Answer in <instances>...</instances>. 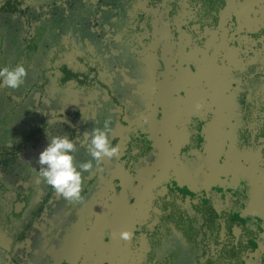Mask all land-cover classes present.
Segmentation results:
<instances>
[{"label":"trees","instance_id":"obj_1","mask_svg":"<svg viewBox=\"0 0 264 264\" xmlns=\"http://www.w3.org/2000/svg\"><path fill=\"white\" fill-rule=\"evenodd\" d=\"M62 1L0 0V67L22 64L27 72L17 89L0 87V264H20L18 246L30 235L37 240L36 246L41 243L42 248L34 247L28 253L26 264H246L250 255L255 260L253 264H260L257 253L262 255L261 264H264V243H261L264 206L256 200L264 192V0H98L94 6L82 0H67V8L62 7ZM167 12L174 22L171 30L178 29L177 33L174 31L176 42L188 39L181 50L184 57L181 62L172 65L171 58L163 57L155 63L156 83L163 85L162 78L179 66L189 71L182 83L191 84L203 95L208 91L236 96L233 89L236 84H232L231 79L242 80L243 91L238 92L236 101L239 115L234 138L241 146H249L248 161L239 160L236 164L245 179L233 191L219 193L211 188L207 195L203 189L206 183L195 187L189 181L193 176L191 171L177 174L164 193L156 190L152 193L145 219L134 220L131 229L132 218L128 221L121 233L128 230L130 238L125 241L121 233L118 235L122 245L116 254L114 237L110 240L107 255L102 260L90 239L107 234L99 225L102 216L111 210L110 202L114 199L127 201L129 190L122 187L117 178L112 182L116 193V198H112L111 193L98 186L99 175L112 166L134 168L132 174H135L136 169L145 164L142 159L151 157L152 143L157 146V139L151 142L129 133L125 155L114 157V164L110 163L111 159L102 160L103 170L97 172V161L92 160V171L82 173L87 194L82 204L66 202L38 179L33 169L41 167L38 155L46 147V133L49 137L68 136L75 142L74 163L79 167L92 159L89 155L91 131L94 127L103 130V125L97 121H110L109 140L116 145L129 126L124 116L132 107L130 102L138 97L132 91L136 84L120 79L111 85L102 82V64L113 58L99 55L98 50L95 54V49L89 56V40L94 42L97 37L92 29L99 24H91V16L98 20V15H109L108 26L121 35V40L114 43L118 53L114 59L132 63H123V66H130L128 74L136 78V72H141L145 64L132 48H140V42L149 46L150 32L156 26L159 28L157 23ZM181 12L184 13L182 18ZM67 36L79 44L81 53L76 55V62L82 67L58 62V52ZM209 69L219 74L220 79L211 82L208 90L196 78L201 70ZM48 73L58 81L54 97L64 95L70 87L76 92H90V96L96 89L106 91L105 98L95 101L98 109L94 117L76 112L72 121H68L67 116L38 113L33 95L37 89L51 83ZM216 83L220 86L215 87ZM209 101L219 107L214 100L209 98ZM59 106L62 108V104ZM117 107L123 109L121 115L116 113ZM190 108L172 107L165 113L166 117L177 118L171 123L173 134L164 137L170 155L189 149L178 151L174 146L177 141L183 145L189 140V130L185 133L183 130ZM80 120L79 128L76 123ZM160 135L164 148V138ZM79 136L82 140L77 142ZM190 137L192 141L200 140L197 131ZM177 164L190 168L185 161ZM161 179L147 177L149 183ZM129 200L130 213L134 199ZM137 209L138 201L133 214ZM45 212L52 222L51 231L46 237H40L34 225ZM61 229L74 238L62 242L67 247L63 256L44 253L45 239H55ZM1 234H5V239ZM2 241L10 242L9 246L4 248ZM91 250L94 259L88 257ZM74 253L75 261L71 257Z\"/></svg>","mask_w":264,"mask_h":264},{"label":"rangeland","instance_id":"obj_2","mask_svg":"<svg viewBox=\"0 0 264 264\" xmlns=\"http://www.w3.org/2000/svg\"><path fill=\"white\" fill-rule=\"evenodd\" d=\"M82 1L90 2L91 4H93V6L98 2V0H82ZM61 4L63 5L62 7L64 8H67L69 6L68 5L69 3L67 0L62 1ZM92 9H93V12L96 11L94 7ZM41 12L42 11H38L37 13H41ZM183 15H184L183 12L179 14L181 18L183 17ZM98 16H99L98 20L95 18V16L90 19L91 24H96V23H99V24L96 25L97 27H94L92 29L93 32L97 36V37H94V42H91L92 40H89V38H87V40H89V45L87 49L90 51L89 56L93 55L92 51L95 49V54H96V51L98 50L100 52L99 55H103L107 59L113 58V60H110L108 62L106 61L102 64L103 68L100 73L102 82L105 83L106 85H111L113 82H116L118 79H120L121 81L126 82V83L130 82L132 84H136L135 85L136 87L135 89H133V92L138 93L141 96V98H144L146 100L144 101V110L145 109H149V110L155 109L156 110L158 109V107L164 108L166 105H168V103L162 99V96L160 94L161 92L160 89H157L154 86L149 87L147 83H142V84L137 85V82L135 80H138V79L132 78L131 76L133 75L128 74L129 73L128 71H130L129 69L130 66L128 65L123 66V63L129 64V65H132V63L125 62V60L122 61L121 59L120 60L114 59L118 55V53L115 50L116 47L114 46V43L116 41H119L120 38L115 35L112 29L102 26L104 23H106L107 15H98ZM179 16H178V19H179ZM169 18H170L169 14L167 12V16L165 15L162 16L163 20H160L157 23L159 28H157L156 26L155 30L150 32L152 33V37L149 39H152V40L148 47H146L145 43L142 44L140 42V45H141L140 48H135V47L132 48L133 53L140 56L145 66L150 69L149 71L150 72L149 78H151L150 81L154 78L151 75L152 72L154 71V69H152L154 67L153 65H155L156 61L159 60L160 58H163V57L164 58L167 57V59L171 58L172 65H176L178 62H181L184 59V57H182L181 55V50L183 46L185 47L186 45L185 43L187 41L186 39H188V37H185V39L181 38V41H179V44H178L174 36V31L177 33L178 29L171 30L170 25H173L174 22H172L171 19ZM150 35L148 37H150ZM69 38L70 37L67 36L63 40V43H62L63 48H61L58 52L59 53L58 58H60L58 62L66 63L72 67H82L81 64H78L76 62L77 60L76 55H80L81 53L79 44L77 40L70 41ZM182 40H185V42ZM190 44H191V41H190ZM207 71H211V69ZM188 72L189 71L187 69H182L181 73L179 72L180 75H178L177 77L181 78L182 74H185ZM136 73H137V77H139V76H142L144 72L138 71ZM201 75L204 76V73L201 72ZM49 77H51L50 74H49ZM49 79L51 83L47 84L46 86H43L44 88L40 87L39 89L35 91L33 95L35 110L38 113L42 111L43 114L45 115L50 114L53 116H58V115L67 116L66 120L68 121H72V118L74 117V114L76 112L83 114V115L89 114L92 117H94L98 109V106L95 103V101L99 100L102 97L105 98L104 94L106 93V91L104 92L102 90L96 89L95 92L92 93V96H90L89 94L90 92H81L80 90L76 92L73 89V87H70L69 91H66L64 95H60L59 97H54L53 92L56 91V86L58 85V81L56 77H53V76ZM164 80L168 81L169 79L164 78ZM239 80H240L239 77L232 78V82L236 84L235 89H234L236 91L243 90L241 87H239L240 81H241ZM141 81L144 82L145 78H141ZM177 91L178 89L175 88L171 91L170 94L177 93ZM182 91L183 90H181V92ZM156 93H159L160 96L156 97ZM219 99L220 101H222L223 105L228 106V107H234L232 103L226 102V100L222 99V97H219ZM193 101L198 105V101L196 99H193ZM60 104H62V108L59 106ZM230 110L234 112V109H230ZM68 111H70L71 116L67 115V113H69ZM134 112L135 111H132V112L129 111L127 115L125 116L126 117L125 121L129 125V127L123 130L122 135L126 137V135H128L129 133H134L139 136L144 135L146 139L147 137H152L153 135H157L155 134V133H158L157 119H155V117L148 118L150 113L148 114V116H146L145 119H141L140 114L135 116ZM194 114H197V108ZM211 114H213L212 117L214 120L222 119L223 117H225V115L220 110H215ZM76 124H77V127L80 128L81 120L77 121ZM80 140H82L81 136H79L76 141L78 142ZM118 147H119V153L121 156L124 151L123 149L124 146L119 144ZM29 150L30 148L27 149V151ZM153 162L147 163V165L145 164L143 168H140V169L137 168L135 174H132V171H135L134 168L131 170V169L124 168V166H120V167L112 166V167H109V169H107L105 172H101V174L99 175V185L98 186L103 191L107 193H111L112 198H116V193H115L112 182L117 178L119 179L121 186L129 190V196H128L127 201H123L122 203L114 199L112 202H110L111 210L102 216L101 223L99 225L106 230L105 232H107V234L101 235L100 237H98V239L96 238H94L93 240L90 239V243H95V246H96L95 248L97 252L99 253L98 255L100 259L104 260L110 240L113 237H115L117 231L123 225V221L125 220L127 216H129V210H130L129 204H128L130 201L129 199H135V198L138 199L137 200L138 209L136 210L135 214L131 217L132 221H131V224L129 225V229H131L133 227L132 223L134 220L146 218L145 211L148 206L147 203L151 199L152 193L155 190L158 191L159 193H164L165 189H167L168 186L172 184V180H173L172 178L178 177L176 176L177 175L176 169H172V166H171L169 167L168 172H166L165 175L162 177V179L159 182H156L151 186V188L153 187L152 189L149 188V189L143 190V188L149 183V181L147 180V176L154 175L156 173V169H159L162 163L160 158L154 160ZM110 163L114 164V161L111 159ZM199 179L202 182V185L205 184V181H202V178H199ZM189 181H191V183L194 184L195 187L200 186L199 185L200 182L198 181V178H196L195 182L192 178H190ZM224 185H227L228 187L230 186V183L229 185L228 184H224ZM204 188H205L204 189L205 193L209 191L208 186L205 185ZM257 201L260 204L264 203V193L262 194L261 197L260 196L258 197ZM261 218H264V216L262 215ZM50 226L51 225L48 224L47 217L45 216L41 218V220H39L34 225V229L40 235V237H43V236L46 237V235H48L51 231ZM124 232L129 233L128 230H125ZM69 233L70 232H66V230L61 229L55 235L54 237L55 239H52L54 241H52L51 239L49 241L45 239V242L47 243L43 242L44 244H46V249L43 252L50 254L52 256H58V257H60L61 255L63 256V252L65 251V248H67L65 247L66 245L63 243L69 242L74 239L71 236L72 234L70 233L71 234L70 235ZM263 236H264V233H263ZM1 238L5 239V234H1ZM35 241L33 237H31L30 235L29 237L26 238V241L24 243L18 246V249H20L22 253V254L20 253L21 259H22V262L20 264L28 263V260H29L28 253L34 250V247H37V249L42 248V245H40L41 243H38L36 246ZM261 243H264V240ZM9 244L10 242L7 244V242L4 241L1 245L4 248H6L9 246ZM121 245H122V241H117L116 249H115L116 253L118 252L117 248L120 247ZM75 254L76 253L71 255L74 261L76 260ZM88 254H89L88 257H90V259H94L95 257L94 251L91 250L88 252ZM257 254L259 255V257L258 255H256L258 258V262L261 264L262 255L260 253H257ZM254 262L255 260L251 258V255L247 257L246 264H253ZM4 264H7V263H4ZM122 264H125V263H122Z\"/></svg>","mask_w":264,"mask_h":264},{"label":"flooded vegetation","instance_id":"obj_3","mask_svg":"<svg viewBox=\"0 0 264 264\" xmlns=\"http://www.w3.org/2000/svg\"><path fill=\"white\" fill-rule=\"evenodd\" d=\"M108 16L109 15H107L106 23H104L102 26L110 28L107 24L109 21ZM92 17H94V16H91V18ZM95 27H97V26H95ZM113 32H114V30H113ZM114 33L116 36H118L120 38L119 39V41H120L121 35L116 33V32H114ZM119 41H116V43ZM157 61H156V63H157ZM156 68L157 67L152 68V69H154V71L152 72L151 75L154 78L150 81V79H151V78H149L150 77V72H149L150 69L147 68L145 65H143L142 71L144 73L142 76H139V77L136 76L135 79H138V80H135V81L137 82V85L142 84V83H147L149 87L154 86L155 88L160 89L161 90L160 94L162 96V99L165 100L168 103V105H166L164 108L158 107V109H156V110L155 109H150V110L145 109L144 110V101H146V100L144 98H141V96L138 93L133 92L138 97L137 98L135 97V101L133 103L130 102L132 107L130 106L131 108L128 109L126 112V113H128L129 111H131V112L135 111L134 112L135 116L140 114L141 119H145L146 116H148V114L150 113L148 118L149 117H155V119H157V131H158V133H155L157 135H153L152 137H147V139L151 140V142H153V140L157 139V146H155V143H152V147H154V149H153L154 151L151 153V157L147 159V157H148L147 156L146 157L147 160L142 159V161H144V163L147 165V163H152L154 160L160 158L162 163H161L159 169H156V173L154 175H152V176H156L157 179H159L160 177H163L165 175V173L168 172L169 167H171V166H172V169H176L177 174L184 173L187 170L191 171L193 173L192 178L195 180H196V178H198V181L200 182L199 185H202V182L200 181L199 178H202V181H205V183L207 182L206 186L209 187L208 188L209 191L206 192L207 195H210V193H211L210 189L211 188H216L219 193L224 192L226 190H232V191L235 190L237 188V185H239L240 182L243 179H245L244 173L238 168V166L236 164H237V162H239V160L248 161L247 155H248V150H249V146H246V145L241 146L240 143H238L234 138L235 137V127H236V116L239 115V109L237 108V104H236L237 102L236 101H237L238 96H239L238 92H241V91L235 90L237 92L236 96H234V95L232 96V93L222 95V94H219L216 92H210L209 93L208 91H206V95H203L199 90L194 89L193 86H191V84L185 85V83L184 84L182 83V81H184V75H186V73L182 74L181 78L177 77L178 75H180L181 70L184 69V67H181V66H179V68H176L177 70H175L173 73H171V74L168 73L167 75H165L162 78V82L164 84L161 85L160 83H156V79H155V74H156V70H157ZM145 72H146V74H145ZM201 72L204 73V76L201 75ZM171 75H173L174 78H172ZM207 76H209V77H207ZM218 77H220V75L216 74L212 70L211 71L201 70L199 72V74L197 75L196 79L203 83L202 84L203 88L205 87L209 90V89H211V88H209L210 87L209 84L211 82L215 83L216 79H220ZM141 78H145V81L142 82ZM164 78L165 79L168 78L169 80L166 81V80H164ZM176 78H178V79H176ZM175 80H177V81H175ZM241 81H240L239 87H241V85H242ZM127 83H130V82H127ZM231 83L234 84V82H232V79H231ZM130 84H132V83H130ZM133 85H135V84H133ZM214 86L217 87V86H220V84L216 83ZM135 87L133 89H135ZM175 88L178 89L177 93L170 94L171 91ZM233 89H235V86ZM181 90H183V91L181 92ZM158 96H160L159 93H156V97H158ZM219 97H222V99L226 100V102L232 103L234 105V107H228V106L223 105L222 101H220ZM209 98L211 100H214L218 104L219 107H217L213 103H211L209 101ZM193 99H196L198 101V105L193 101ZM189 106H191V108H190L189 113L186 115L187 126L183 130V133H185L187 131V129L189 130V132L187 134V137L189 140L186 141V143L183 145L179 141H177L175 146H174L175 148H177L178 151L184 150V148H186V147L189 149H187V150L185 149L183 152H179V153L177 152L176 155H170L169 149H168L167 145H165V138L164 137L167 134H173L174 130L171 129V123L174 122L177 118L173 115L172 116L169 115L168 117H166L165 113H166V111H168L172 107H185V108H187ZM149 108H150V106H149ZM196 108H197V114H194ZM230 109H234V112H232ZM143 110H144V112H143ZM203 110L205 111V113L203 112ZM215 110L222 111V113L225 115V117H223L222 119L214 120L212 117L213 114H211V113ZM122 112H123V109L121 107H117L116 113H119L121 115ZM160 113H161V115H160ZM126 115L127 114H125V116ZM125 116H124V121L126 118ZM182 117H184V116H179L178 118L182 119ZM202 119L203 120L205 119V122H202L201 121ZM195 131H197V136L200 139L199 141H192L191 137L189 138V135L190 136L193 135V133ZM160 133L163 135V138H164V148H163V145L161 146L162 136L160 135ZM141 137L145 138L144 135H142ZM214 137H217V138L215 139ZM129 139H130L129 136L126 135V137H124L122 135L119 144L124 146V148H123L124 151H123L121 156H120V153L117 156L122 157L125 155V151H126L125 142L129 141ZM119 144L117 146H119ZM158 146H160V148H158ZM148 160L151 162H149ZM181 161L182 162L185 161V163L189 164L190 168L186 169L183 165L178 166L177 163L181 162ZM193 163L195 164V166L193 165ZM263 170H264V168H263ZM221 172H222V175L220 176ZM261 177H263V176H261ZM210 182H212L213 185L210 184ZM154 183H156V182L153 181V182L148 183L146 185V186H148L147 189L151 188V186ZM229 183H230V186H228V187H227V185H224V184L229 185ZM203 189H205V188H203ZM215 193H217V192H215ZM135 199H134V201H135ZM257 199H258V197H257ZM51 203H53V201H51ZM136 203H137V201H136ZM263 206H264V203H263ZM134 211H135V208H134ZM130 213H131V211H130ZM130 213H129V216H130ZM133 215L134 214H132L131 217ZM45 216L47 217L48 224L51 225L52 222L49 220L47 212H45L42 215V218ZM129 216H127V217H129ZM127 217H126V219H127ZM131 217H130V219H131ZM126 219H125V221H126ZM117 241H118V238L116 239L115 249H116ZM108 247H109V245H108ZM114 251L116 254V250H114ZM106 255H107V253H106Z\"/></svg>","mask_w":264,"mask_h":264},{"label":"clouds","instance_id":"obj_4","mask_svg":"<svg viewBox=\"0 0 264 264\" xmlns=\"http://www.w3.org/2000/svg\"><path fill=\"white\" fill-rule=\"evenodd\" d=\"M25 67L20 64L15 67H0V87L12 90L17 89L26 78ZM97 124L103 125L94 127L91 131L89 155L91 160L83 162L77 167L74 163L75 142L68 136L53 135L49 137L46 133V147L38 155V164L41 167L33 169L37 178L42 179L44 184L59 195L69 204H82L87 196L83 189L84 172H91L93 169L92 160L97 161L95 168L97 172L102 171V160H110L119 154V147L110 142V121L104 119ZM120 237L127 241L130 238L128 232H122Z\"/></svg>","mask_w":264,"mask_h":264},{"label":"water","instance_id":"obj_5","mask_svg":"<svg viewBox=\"0 0 264 264\" xmlns=\"http://www.w3.org/2000/svg\"><path fill=\"white\" fill-rule=\"evenodd\" d=\"M147 187H148V186L144 187L143 190L147 189ZM136 201H137V199H135V201H134V204H133V207H132V210H131L130 216L127 217L125 223H124V224L119 228V230L117 231V233H116V235H115V237H114V243L116 242V239H117L118 235L120 234L121 230L124 228V226H125V225L128 223V221L130 220V217H131V215H132L133 212H134V208H135ZM112 246H113V244H112Z\"/></svg>","mask_w":264,"mask_h":264}]
</instances>
